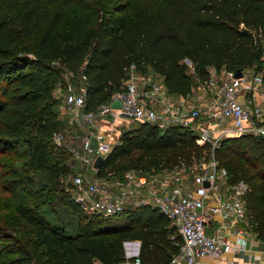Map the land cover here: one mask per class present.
Instances as JSON below:
<instances>
[{"label": "trees", "instance_id": "obj_1", "mask_svg": "<svg viewBox=\"0 0 264 264\" xmlns=\"http://www.w3.org/2000/svg\"><path fill=\"white\" fill-rule=\"evenodd\" d=\"M186 58L200 81L212 66L252 68L264 81V0H0V154L15 155L23 146L26 157L22 168L2 163L1 177L18 200L17 224L31 236L13 238L0 227L6 239L0 264H116L127 240L140 241L143 264L166 263L178 252L180 235L152 205L125 209L120 225L113 220L120 214L87 215L68 183L63 203L83 218L72 233L47 221L34 200L70 173L63 161L70 153L52 139L62 120L51 95L63 73L85 75V107L94 110L123 88L131 64L159 73L169 92L188 95L193 76ZM133 121L120 129L97 176L190 171L212 155L230 182L249 184L247 214L264 239L263 134L225 135L212 146L198 143L188 126Z\"/></svg>", "mask_w": 264, "mask_h": 264}, {"label": "built area", "instance_id": "obj_2", "mask_svg": "<svg viewBox=\"0 0 264 264\" xmlns=\"http://www.w3.org/2000/svg\"><path fill=\"white\" fill-rule=\"evenodd\" d=\"M209 77L201 82L202 96L193 100L188 95L169 92L159 73L142 71L134 64L128 69L123 88L101 102L96 109L85 107V75L78 84H69L63 92L61 112L87 127L79 134L78 148L66 142V134L55 130V145L73 153L83 171L72 175L68 190L89 215L116 216L125 209L145 205L164 214L181 237L177 253L163 264H195L201 257L221 258L234 248L227 236L207 233L210 220L218 216L223 223H235L247 216L245 195L249 184L243 180L230 182L227 168L211 155L194 169L141 173L135 169L121 176H97L93 167L97 156L103 159L118 140L114 133L116 119L150 121L164 129L172 124L188 126L196 133L198 143L216 146L219 136L232 134L264 135V81L260 72L210 67ZM118 99L120 106H111ZM219 117L228 125H212ZM102 120L110 122L102 125ZM96 170V172H93ZM208 183V186L205 183ZM215 200V202H211ZM239 232V231H238ZM131 264H143L138 254Z\"/></svg>", "mask_w": 264, "mask_h": 264}, {"label": "rangeland", "instance_id": "obj_3", "mask_svg": "<svg viewBox=\"0 0 264 264\" xmlns=\"http://www.w3.org/2000/svg\"><path fill=\"white\" fill-rule=\"evenodd\" d=\"M188 64L187 70L192 74L193 76V87L192 88H199L201 85V82L194 74L192 64L190 61L184 60ZM80 82V78L78 75H72L68 72H65L62 74L60 80H56L54 82L53 86V92L51 97L54 99V107L58 110V115L62 120V123L60 124L59 128L61 131H63L66 134V142L70 147L72 148H78L79 146V134L83 131L85 127H87L85 124L78 123L76 120H73L69 115L62 113L60 109H62L61 104L63 103V92L66 86L69 84H78ZM110 122L103 121V126H108ZM220 123L221 126H227L228 123L223 122V120H220L219 117L212 118V125H217ZM135 122L133 120H126L118 118L114 122V133L115 135H119L120 129H124L126 127L134 125ZM223 134L219 136L218 139L223 138ZM264 136V135H263ZM24 147H18V151L15 155L11 154H0V227L5 231L6 234L11 235L13 238L17 239H23V237H29L28 230L20 225V223L17 224V219L15 220V212L14 207L16 203L18 202L15 195L11 194L10 191L6 188V182L3 177H1L3 171L5 168L2 166V163H6L9 166L15 167V168H22L24 166V163L26 161V157L22 155V150ZM67 150V149H66ZM68 153H64L63 155V161L65 163L70 164V173L67 176H57V189H53L50 191L51 194H48V190H44V193L39 194L36 199L34 200V203L37 205H34V208L36 211H39L41 215L49 221L51 224L56 225H63L68 229L70 232L75 233L77 223H81L83 221L82 216L73 213L69 208L66 207V205L63 203V200L61 198V195L66 193V187L67 184H70V181L72 179V175L76 174L80 171H83V168L81 164L74 158V155L72 152L67 150ZM60 154V153H57ZM56 161H61V156L57 155ZM62 163V161L60 162ZM195 165L191 166V169H194ZM28 175L32 176L35 175L32 170L27 169ZM93 172H96L94 170ZM63 188V191L61 189ZM33 199H31L32 202ZM28 205V204H27ZM125 213L120 214L119 217L113 219L116 221V223L120 224L125 221ZM121 225V224H120ZM0 239L1 241H6L5 238L0 233ZM9 245H14L13 241L8 240ZM40 263L39 261H37ZM33 264H37L36 262H33Z\"/></svg>", "mask_w": 264, "mask_h": 264}, {"label": "crops", "instance_id": "obj_4", "mask_svg": "<svg viewBox=\"0 0 264 264\" xmlns=\"http://www.w3.org/2000/svg\"><path fill=\"white\" fill-rule=\"evenodd\" d=\"M223 69L224 68L221 67L218 71L222 72ZM202 95V91L199 88H192L191 92L188 93V97L196 101H198L199 97ZM211 202H215V200ZM223 225L226 227L223 228L221 218L215 216L210 220L206 231L209 234L227 236L228 240L231 241L234 246L238 247V245H244L245 250L242 252L234 248L221 258L201 257L197 259L195 264H264V239L257 237L253 222L250 220L248 214L244 220L230 224L225 222ZM139 249V240L125 241V258L116 264H131V259L135 254H138ZM93 264L103 263L96 260Z\"/></svg>", "mask_w": 264, "mask_h": 264}, {"label": "water", "instance_id": "obj_5", "mask_svg": "<svg viewBox=\"0 0 264 264\" xmlns=\"http://www.w3.org/2000/svg\"><path fill=\"white\" fill-rule=\"evenodd\" d=\"M186 60L190 61L189 58H186ZM234 74L235 76H240L242 74V70L240 68H237L235 69ZM120 105H121V102L118 99H114L111 101V106H120ZM102 162H103V158L101 156H97L94 160L93 167L97 169L101 165ZM205 185L208 186V183L206 182Z\"/></svg>", "mask_w": 264, "mask_h": 264}]
</instances>
